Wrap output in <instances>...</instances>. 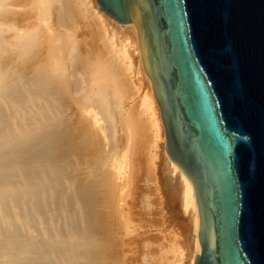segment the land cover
Masks as SVG:
<instances>
[{
    "label": "bare ground",
    "instance_id": "bare-ground-1",
    "mask_svg": "<svg viewBox=\"0 0 264 264\" xmlns=\"http://www.w3.org/2000/svg\"><path fill=\"white\" fill-rule=\"evenodd\" d=\"M125 34L137 57L114 45ZM134 57L150 90L140 104ZM153 149L162 151L160 187ZM161 187L190 219L191 251L177 264H194V191L166 152L136 28L96 0H0V264H119V247L142 245L133 214L151 210Z\"/></svg>",
    "mask_w": 264,
    "mask_h": 264
},
{
    "label": "water",
    "instance_id": "water-1",
    "mask_svg": "<svg viewBox=\"0 0 264 264\" xmlns=\"http://www.w3.org/2000/svg\"><path fill=\"white\" fill-rule=\"evenodd\" d=\"M133 25L166 152L194 191V264H264V0H96Z\"/></svg>",
    "mask_w": 264,
    "mask_h": 264
},
{
    "label": "rangeland",
    "instance_id": "rangeland-1",
    "mask_svg": "<svg viewBox=\"0 0 264 264\" xmlns=\"http://www.w3.org/2000/svg\"><path fill=\"white\" fill-rule=\"evenodd\" d=\"M127 36H130L129 39H127L128 38ZM123 37L126 38V39L122 38V40L123 39L125 40L123 42H119V39L114 38V41H113L114 45L118 46V49H122L124 53L126 52L127 55H130L131 53H133V55H134L135 54L134 53L135 47L137 46L134 38L131 37V34L126 35V37L123 35ZM138 46H139V42H138ZM136 55L137 54H135L134 56H136ZM136 57H134V58H136ZM131 58H132V56H131ZM132 60L129 61V59H128L127 62L129 65H131L130 71H131V74H133L132 78L135 82V87H137L136 98H137L138 103L140 104V102H142V100L144 99L145 96H147V97L149 96L150 90L148 89L146 83L144 82L142 74L137 73V71L135 72V70H134V69L137 70V68L135 67V65H137V63H136L137 58L132 59ZM148 135H150V137H148V138H151V140L147 138ZM148 135L146 136V138H147L146 140L148 142L150 141V143H148L146 145H148V146L151 145L150 146V148H151L153 146V143H154V138H152V134H148ZM160 142H161V140L159 139L158 144H160ZM153 151L154 152L156 151V153H154V152L153 153L157 154L156 158H154V166H155V171H156L155 172L156 177L158 176L157 177L158 178L157 184L160 187V185H162V183H163V180L160 178V175H159V172H161L160 170H161V166H162V151H159L158 149L157 150L153 149ZM128 162L129 161H127V163L125 165V172H128V170L130 171V169H129L130 164L128 165ZM154 166L152 165L151 168ZM156 169H158V170H156ZM157 173H158V175H157ZM134 190L135 189L133 186H130L129 189L127 188L126 197L128 199L125 197V201L127 202V204H125V210L126 211H128V208L129 207L131 208L132 203H134V201H133L134 200L133 199L134 194H135ZM128 191L131 194L128 193ZM164 192H165L164 187L163 188L161 187L160 191H158V192L153 191L152 194L149 195L150 196L149 199L152 202V209L147 211V213L142 212V214L139 213V214L134 215L135 213L132 211L134 213L132 216L133 217L132 223L134 222L132 224V226L135 225L133 227L136 228V226H137V228H140L141 233H140L139 237L140 238L142 237L141 240L142 239L143 240H142V242H141V240H139V241L142 245L139 243L138 245H141V247L137 246V244L136 245L132 244L129 247L124 246V245H123L124 247H121V248L119 247L118 250L120 252L118 253V250H117L118 254H116L118 256V258L120 257V254H122L121 256L124 257V255L127 253V255H125L126 257L123 258V261L130 262V264L134 263V260H137V259H138L137 260L138 262H139V259L140 260L142 259L143 261L142 260L140 261L142 264H177L179 262L185 263L186 260L188 261L187 255H188L189 251H191L190 250V244H189L190 241H188L191 238V235H190L191 224L189 223V221H190L189 215H187V214L185 215L182 208L180 207V205L178 204L179 207H178V205H176L177 203H174V205L170 204L171 207L173 206L172 208L170 207L171 208L170 209L169 203L164 201L166 198ZM164 196H165V198H164ZM158 203H160V204H158ZM175 205H176V207H175ZM145 213L147 214L146 216H145ZM134 235L135 234L126 237L125 238L126 242L130 241ZM189 235H190V238H189ZM143 242H144V244H143ZM141 248H142V250H141ZM133 250H136L135 252L138 254V256L135 252H133ZM121 251H122V253H121ZM115 253H116V251H115ZM147 253H148V255H147ZM154 253H156V254H154ZM150 254H151V256H150ZM139 256H142L143 258H145L146 261H145V259H143L142 257H139ZM122 257H120V258H122ZM123 261H122V259L121 260L119 259L118 263L123 264ZM125 262H124V264H126Z\"/></svg>",
    "mask_w": 264,
    "mask_h": 264
}]
</instances>
